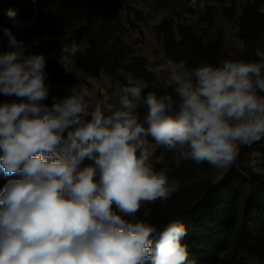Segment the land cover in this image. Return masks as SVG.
<instances>
[{
  "label": "clouds",
  "instance_id": "clouds-1",
  "mask_svg": "<svg viewBox=\"0 0 264 264\" xmlns=\"http://www.w3.org/2000/svg\"><path fill=\"white\" fill-rule=\"evenodd\" d=\"M4 35L0 94L16 100L0 103V172L18 178L0 191V264H186L182 222L158 231L137 219L142 205L166 203L181 190L167 165L150 163L148 137L173 152L177 165H232L240 146L264 135V51L257 44L258 60L216 67L146 65L175 99L143 95L149 82L121 68L120 107L106 115L74 88L45 104V56L25 55L28 46L11 29ZM88 48L83 37L60 52L75 57ZM142 104L143 120L135 111Z\"/></svg>",
  "mask_w": 264,
  "mask_h": 264
},
{
  "label": "trees",
  "instance_id": "trees-1",
  "mask_svg": "<svg viewBox=\"0 0 264 264\" xmlns=\"http://www.w3.org/2000/svg\"><path fill=\"white\" fill-rule=\"evenodd\" d=\"M118 5L119 0H0V54L9 50L2 47L7 40L4 29L9 28L28 46L25 55L45 56L49 95L44 103L49 106L53 97L69 94L80 81L79 72L92 77L104 73L112 83L124 86L126 81L118 72L121 68L149 82L143 95L153 91L159 96L156 78L145 72V57L131 56L122 38ZM263 7L264 0H239L226 12L228 20L234 19L238 25V36L243 42L239 55L226 51L222 32L209 40L190 26L179 24L177 35L170 20L157 27L165 55L175 62H185L189 69L205 63L216 67L223 60H258L257 44L264 51ZM215 8L214 4L206 5L205 20L209 24L214 22ZM10 11L15 12L14 17H10ZM22 21L32 24L19 28ZM83 37L89 43L86 53L70 57L60 52L62 46L73 41L79 43ZM63 56L70 60L71 69L65 66ZM166 94L175 96L172 86ZM14 100V96L0 94V103ZM157 151L165 155L169 167L177 172L191 166L201 169L210 166L206 162L197 165L192 160L177 165L173 152L160 146ZM251 153L264 154V135L250 145L240 146L236 161L218 181L202 182L184 200L175 197L164 204L141 206L137 219L149 222L158 231L172 220L182 222L187 230L182 241L188 250L186 264H264V174L244 164ZM13 178L18 177H5L0 172V191Z\"/></svg>",
  "mask_w": 264,
  "mask_h": 264
},
{
  "label": "rangeland",
  "instance_id": "rangeland-1",
  "mask_svg": "<svg viewBox=\"0 0 264 264\" xmlns=\"http://www.w3.org/2000/svg\"><path fill=\"white\" fill-rule=\"evenodd\" d=\"M234 2L238 4L239 0H119L117 7L123 29L122 38L127 44L131 56H144L146 65L171 60L165 55L161 37L157 32V27L163 21L170 20L174 24L177 35L180 30L179 24L190 26L199 36H204L209 40L215 39L222 32L226 51L231 55H239L242 52L243 42L238 36V25L236 20H228L226 15L227 10ZM213 4L216 7L213 16L214 22L209 24L205 20L206 5ZM30 24H32L31 21H22L18 27ZM2 47L8 49V40L4 41ZM62 61L66 67L71 69L68 57L63 56ZM204 65L210 64L205 63ZM100 76L92 77L79 72L80 81L74 84L73 88L77 92L87 93L88 99L93 103L99 102L104 112L111 114L112 111L120 107L119 90L122 86L119 83H112L104 73ZM154 84L159 95L166 94L170 87L159 80H156ZM135 111L138 117L143 120L147 109L142 104ZM149 143L152 153L150 163L154 167L159 166L160 168L167 165L169 177L177 179L181 183V190L174 193L171 200L175 197L182 200L187 199L199 184L218 181L231 166L224 169H216L211 165L205 169L191 166L184 172H177L169 167L167 158L163 153L157 151L156 144L150 141ZM244 164L264 174V154L251 153L245 159ZM158 202L160 203V201L156 203ZM149 205L142 206L149 207Z\"/></svg>",
  "mask_w": 264,
  "mask_h": 264
},
{
  "label": "crops",
  "instance_id": "crops-1",
  "mask_svg": "<svg viewBox=\"0 0 264 264\" xmlns=\"http://www.w3.org/2000/svg\"><path fill=\"white\" fill-rule=\"evenodd\" d=\"M101 77V76H100ZM110 81V80H109Z\"/></svg>",
  "mask_w": 264,
  "mask_h": 264
}]
</instances>
